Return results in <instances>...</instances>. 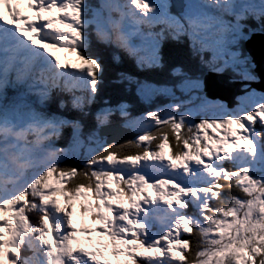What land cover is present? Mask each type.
I'll list each match as a JSON object with an SVG mask.
<instances>
[{
    "label": "snow or ice",
    "instance_id": "obj_1",
    "mask_svg": "<svg viewBox=\"0 0 264 264\" xmlns=\"http://www.w3.org/2000/svg\"><path fill=\"white\" fill-rule=\"evenodd\" d=\"M257 34L264 0H0V264H264Z\"/></svg>",
    "mask_w": 264,
    "mask_h": 264
},
{
    "label": "water",
    "instance_id": "obj_2",
    "mask_svg": "<svg viewBox=\"0 0 264 264\" xmlns=\"http://www.w3.org/2000/svg\"><path fill=\"white\" fill-rule=\"evenodd\" d=\"M259 40L258 43H264V35L254 36L249 42L245 44L246 51L249 52L257 64V73L264 77V50L261 51V57L258 58L255 54L254 40ZM255 49V50H254ZM257 53V52H256ZM260 56V52L258 53ZM206 81L208 85V93L210 97L222 99L225 103L233 106L234 98L240 93L242 85L239 82H229V77L225 75L207 74ZM253 87L258 90H264V80L259 84H253ZM135 135L128 129L116 128L110 135V142H115L117 145L132 140Z\"/></svg>",
    "mask_w": 264,
    "mask_h": 264
},
{
    "label": "rangeland",
    "instance_id": "obj_3",
    "mask_svg": "<svg viewBox=\"0 0 264 264\" xmlns=\"http://www.w3.org/2000/svg\"><path fill=\"white\" fill-rule=\"evenodd\" d=\"M19 7H20V9H21L22 14L32 16V13L27 9V5H26V4L22 3L21 5H19ZM53 15H55V13H54ZM54 52H55V55L58 56L57 53H58L59 51L54 50ZM255 54H256L257 57L259 58L258 53H256V51H255ZM58 57H59V56H58ZM61 62H62V63H63V62H67V63L76 64L77 66H82V65H81V62L77 59V56H76L75 53H72V54H70V55H68V56H66V57L63 56ZM233 106H234V105H233ZM233 106H232V107H233ZM229 127L231 128V130H232L233 132L237 131V126H236V125H231V126H229ZM206 131H207L208 135H209L210 137H213V138H219V136H222V135H224V133H225V130H224V129H219V128H217V129L208 128V129H206ZM229 135H230V134H229ZM213 146H214V145H213ZM164 151H165V155L168 156V154H167L168 148H167V147L165 148ZM150 163H151V162H150ZM114 186H115V182H113V187H114ZM147 194H148V195H152V194H153V193H152V190L149 189ZM79 206H80V205L78 204V205H77V216L75 217L76 222H77V227H80V228H83V226H84L85 228H91V227H94L93 225H91L92 220H91V218H90V214H85V215H83V216L80 215V213H79Z\"/></svg>",
    "mask_w": 264,
    "mask_h": 264
},
{
    "label": "trees",
    "instance_id": "obj_4",
    "mask_svg": "<svg viewBox=\"0 0 264 264\" xmlns=\"http://www.w3.org/2000/svg\"><path fill=\"white\" fill-rule=\"evenodd\" d=\"M245 49H246V47H245ZM94 50H104V48L101 45H95L94 44ZM113 51H117L118 54L121 55V57H122V67L127 68L129 70H132V68H133V62L123 52H119V50H115V49H112V50L111 49L104 50L105 59L106 60H110L111 53ZM225 72L226 73H229L231 75V73L229 71H225ZM234 100H235V98H234ZM154 106L155 105H153V107ZM140 111H141V106H138L137 108H134L133 109V114L134 115H138ZM134 135H135V133H134ZM134 138H136V135H135ZM173 143H174V141H173ZM167 148H168V151H167L168 157L171 158L172 153H173V151H175V149L174 148H169V147H167Z\"/></svg>",
    "mask_w": 264,
    "mask_h": 264
},
{
    "label": "bare ground",
    "instance_id": "obj_5",
    "mask_svg": "<svg viewBox=\"0 0 264 264\" xmlns=\"http://www.w3.org/2000/svg\"><path fill=\"white\" fill-rule=\"evenodd\" d=\"M259 42V40H254V44H255V48H256V52L257 53H259L260 52V56H259V58L261 57V51H263L264 50V43H258Z\"/></svg>",
    "mask_w": 264,
    "mask_h": 264
}]
</instances>
